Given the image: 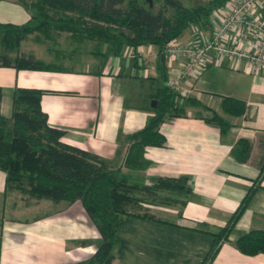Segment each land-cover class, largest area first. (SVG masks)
<instances>
[{"label": "crops", "instance_id": "obj_1", "mask_svg": "<svg viewBox=\"0 0 264 264\" xmlns=\"http://www.w3.org/2000/svg\"><path fill=\"white\" fill-rule=\"evenodd\" d=\"M30 15L23 3L0 0V23L21 24ZM185 30L176 39H188L189 26ZM201 34L192 39L209 38V28ZM52 37L36 39L30 34L19 48L21 54L49 64L48 70L0 67L1 114H10L15 87L49 90L41 96L40 107L50 126L64 130L61 140L100 157L109 167H119L127 146L124 137L153 114L150 94L159 85L156 68L162 56L154 45L125 47L111 55L106 43L75 42L65 32ZM244 67L242 62L236 68L224 62L207 63L186 96L199 105H189L181 97L176 104L184 114L160 124L164 146L144 149L149 165L138 175L143 184H149L152 176H186L191 190L171 194L172 204L157 203V215L124 216L115 232L113 264L202 262L211 234L225 224L264 160V71L253 77ZM223 97L241 101L242 115L224 114ZM212 113L229 125L224 133L204 121ZM240 140L250 145L244 162L231 152ZM3 190L0 171V264H72L93 253L95 246L88 238L96 237L95 230L79 202L57 203L53 211L37 213L50 204L39 201L25 206L16 196L3 197ZM22 209L34 212L27 219ZM250 229H264V176L253 185L247 207L211 264H264V254L246 256L233 245L237 235Z\"/></svg>", "mask_w": 264, "mask_h": 264}, {"label": "trees", "instance_id": "obj_2", "mask_svg": "<svg viewBox=\"0 0 264 264\" xmlns=\"http://www.w3.org/2000/svg\"><path fill=\"white\" fill-rule=\"evenodd\" d=\"M30 9V17L21 24L0 23V67L23 70H48L50 65L31 54H21L20 44L28 35L51 40L53 33L65 32L79 42L94 41L108 45L107 54L117 55L125 47L154 45L162 56L157 66L159 85L150 94L153 114L138 130L124 139L126 151L117 168L109 167L100 157L61 140L64 130L52 127L40 107V98L49 90L15 87L10 96V114L0 112V171L4 174L3 196L19 194L28 206L41 200L57 204L79 202L98 235L93 253L72 264H113L115 232L126 215L149 218L133 211L147 194L153 203L172 204L171 194H187L191 185L186 176H152L143 184L137 172L149 165L143 154L146 147H163L159 126L165 120L182 116L176 94L167 83V68L162 51L166 43L178 38L191 24H207L210 12L226 0L183 7L178 0H162L165 8L152 11L136 0H19ZM153 2V1H152ZM0 89V101H1ZM189 105H199L186 97ZM220 110L240 116L244 104L223 97ZM205 122L224 133L229 125L212 113ZM250 145L240 140L232 149L233 157L247 160ZM125 168L127 172H122ZM264 176V160L258 175L225 224L212 233V243L200 264H211L219 245L233 229L247 207L255 182ZM137 193L138 197L134 195ZM235 249L246 256L264 254V229H250L233 240Z\"/></svg>", "mask_w": 264, "mask_h": 264}, {"label": "built area", "instance_id": "obj_3", "mask_svg": "<svg viewBox=\"0 0 264 264\" xmlns=\"http://www.w3.org/2000/svg\"><path fill=\"white\" fill-rule=\"evenodd\" d=\"M210 37L201 40L202 30L189 25L188 39H173L163 47L168 72L167 83L176 94L186 97L192 83L207 63H227L255 77L264 71V0H226L208 16Z\"/></svg>", "mask_w": 264, "mask_h": 264}, {"label": "rangeland", "instance_id": "obj_4", "mask_svg": "<svg viewBox=\"0 0 264 264\" xmlns=\"http://www.w3.org/2000/svg\"><path fill=\"white\" fill-rule=\"evenodd\" d=\"M12 1H14V0H12ZM17 1H19V0H17ZM25 1H28V0H25ZM138 3H140V4H144V0H136ZM179 1V3L183 6V7H187V8H189V7H192V6H195V5H200V4H205L206 2H208L209 0H178ZM20 2V1H19ZM159 8H165V5L163 4V2H162V0H153V2H152V5H151V10L152 11H156L157 9H159ZM198 25V24H197ZM199 26V25H198ZM200 27V29L201 30H206L207 29V27H208V22H207V24H205V25H201V26H199ZM185 31L186 30H184L183 32H182V35H183V33H185ZM169 72V71H168ZM170 73V72H169ZM171 74V73H170ZM179 103H181V101L179 102ZM121 171L122 172H127L128 170H126L125 168H122L121 169ZM136 174H139V172H137ZM11 195V196H10ZM134 195L136 196V197H138V195H137V193H134ZM150 194H147V196H146V198H143L142 200H141V202L140 203H138V205H136L135 207H133V211H135V212H137V213H139V214H150V215H157V213L158 212H156V211H158V210H156V204L157 203H153L151 200H152V196H149ZM5 196V195H4ZM3 196V197H4ZM6 196H8L9 198L11 197V198H16V197H18V198H20V196H19V194L17 193V192H15V191H8L7 193H6ZM16 196V197H15ZM17 199V198H16ZM20 200V202L23 204L24 202L22 201V199H19ZM18 201V200H17ZM15 202V200H13V203H17V206H21V204L19 203V201L18 202ZM8 202H10V200L8 199ZM42 202V204H44L43 202H48L49 204H50V207L48 208V209H46V208H43V207H41L40 209H38V210H36V212L37 213H39V212H46V213H49V212H51V211H53L54 210V208H56V204H54V203H51V202H49V201H45V200H41L39 203H41ZM77 202V201H76ZM181 202V201H180ZM59 203H61V204H64V203H66V202H59ZM78 203V202H77ZM34 204V203H33ZM67 204V203H66ZM30 205H32V204H30ZM81 206V205H80ZM39 208V207H38ZM80 208H82V207H80ZM83 210V209H82ZM81 210V211H82ZM22 211H23V216L26 218L27 217V219H29L30 217H31V215L33 214V209H31V211H26V210H24V209H22ZM89 222V221H88ZM92 224V223H91ZM91 226V225H90ZM93 229H94V227H93ZM91 236V235H90ZM94 236H98L97 234H96V232L94 233ZM96 237H92V238H88L89 239V242H91V243H93L94 244V246H95V244L97 243V238ZM87 241V240H86ZM81 242V240L79 241V243ZM90 243V244H91Z\"/></svg>", "mask_w": 264, "mask_h": 264}, {"label": "water", "instance_id": "obj_5", "mask_svg": "<svg viewBox=\"0 0 264 264\" xmlns=\"http://www.w3.org/2000/svg\"><path fill=\"white\" fill-rule=\"evenodd\" d=\"M146 1V3H147V5L149 6V7H151V5H152V1L153 0H145ZM150 105H151V107H153V105H154V102L151 100V102H150Z\"/></svg>", "mask_w": 264, "mask_h": 264}]
</instances>
